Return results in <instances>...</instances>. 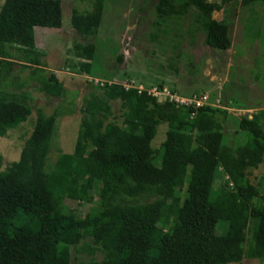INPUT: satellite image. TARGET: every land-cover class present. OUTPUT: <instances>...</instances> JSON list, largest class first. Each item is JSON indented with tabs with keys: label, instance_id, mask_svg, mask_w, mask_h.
Wrapping results in <instances>:
<instances>
[{
	"label": "trees",
	"instance_id": "16d2710c",
	"mask_svg": "<svg viewBox=\"0 0 264 264\" xmlns=\"http://www.w3.org/2000/svg\"><path fill=\"white\" fill-rule=\"evenodd\" d=\"M88 1L89 11L71 12V26L94 35L104 0ZM230 0H157V16H184L190 8L204 43L225 50L228 26L215 13ZM242 5L264 0H240ZM61 0H4L0 7V137L31 114L24 88L36 81L41 92L68 100V109H37L17 160L0 171V264H73L70 246L89 238L84 251L102 258L77 264H231L264 260V193L248 169L264 163V109L234 116L230 105L176 108L116 83L94 86L83 97L80 128L71 154L60 152L47 169L56 119L73 114L76 93L45 68L35 44L36 26L60 28ZM84 61L78 73L91 74L95 45H75ZM119 60L122 57L118 58ZM29 68L19 82L14 66ZM163 87L161 82L153 84ZM175 91L174 89H171ZM211 98V96H210ZM212 100L215 97L211 98ZM119 101L123 121L110 119V101ZM193 114V115H192ZM232 117L242 144L226 142L224 124ZM167 126L158 148L151 144L159 124ZM3 158L0 153V167ZM188 167L183 173L180 166ZM218 179L227 181L217 187ZM97 204L83 217L65 200ZM226 231L216 233V225ZM225 225L223 226V231Z\"/></svg>",
	"mask_w": 264,
	"mask_h": 264
},
{
	"label": "rangeland",
	"instance_id": "374dc122",
	"mask_svg": "<svg viewBox=\"0 0 264 264\" xmlns=\"http://www.w3.org/2000/svg\"><path fill=\"white\" fill-rule=\"evenodd\" d=\"M4 0H0V7ZM220 2L221 0H207ZM157 0H104L102 19L94 35L82 36L71 26V12L89 11L88 1L61 0L62 25L60 28L36 26L35 44L44 52L42 61L49 72H57V77L66 88L76 93L71 105L73 114L56 119L51 150L47 157V169L54 166L60 152L71 154L80 128L82 99L90 92L101 93L95 88L91 78L99 81L121 82L132 78L144 85L161 82L164 87L174 89L180 95L208 94L219 97L220 106L230 105L229 111L238 116L251 114L264 109V3L242 5L240 0H230L223 10L215 13L218 21L228 26L231 45L221 50L207 46L204 33L198 30L192 14L193 8L184 16H157ZM91 42L95 51L91 63V74L78 73L75 65L84 61L78 56L75 45ZM122 57L121 60L118 58ZM14 66V74L19 82L28 80L29 68H23L19 61ZM30 95L31 114L27 120L0 137V153L6 165L18 159L25 139L29 136L37 109L50 114L55 107L68 109V100L53 97L41 92L36 81L28 80L24 88ZM113 114L110 119L120 124L123 120L119 101H110ZM167 126L159 124L151 144L158 148L164 140ZM226 142L230 145L242 144L247 137L244 132L236 131L232 117L224 124ZM60 151V152H59ZM183 173L188 167L180 166ZM248 178L252 184L264 193V163L248 169ZM228 182L215 181L214 186ZM96 186L92 190L90 202L81 203L65 200L64 204L83 217L91 207L97 204ZM225 230L223 231V226ZM226 231V223L216 225V233ZM86 245H92L89 238L76 246H70L69 252L73 264L91 263L102 258L95 250L93 254L84 251ZM264 264V260L244 258L239 263Z\"/></svg>",
	"mask_w": 264,
	"mask_h": 264
},
{
	"label": "built area",
	"instance_id": "2783aa9c",
	"mask_svg": "<svg viewBox=\"0 0 264 264\" xmlns=\"http://www.w3.org/2000/svg\"><path fill=\"white\" fill-rule=\"evenodd\" d=\"M57 76L58 73L54 72ZM90 82L94 83V86H103L104 83L108 84H119L121 85L124 90L134 89L136 90L137 94L145 93L148 96L154 97L159 102H165L174 105L176 108L180 107H189L192 109H196L199 107H203L206 105H210L213 107H221L220 106V99L219 97H215L214 100L210 98L208 94H192L191 96H183L180 95L176 91H172L166 87H157L155 85H144L142 83L137 82L132 78H126L121 82H113V81H99L98 79L91 78ZM229 109V108H228ZM193 115V114H192Z\"/></svg>",
	"mask_w": 264,
	"mask_h": 264
}]
</instances>
